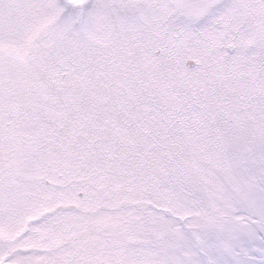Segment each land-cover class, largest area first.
Masks as SVG:
<instances>
[{
  "label": "snow or ice",
  "instance_id": "obj_1",
  "mask_svg": "<svg viewBox=\"0 0 264 264\" xmlns=\"http://www.w3.org/2000/svg\"><path fill=\"white\" fill-rule=\"evenodd\" d=\"M0 264H264V0H0Z\"/></svg>",
  "mask_w": 264,
  "mask_h": 264
}]
</instances>
